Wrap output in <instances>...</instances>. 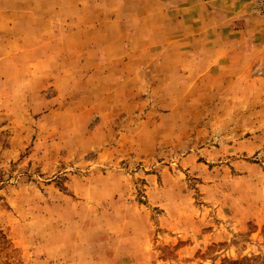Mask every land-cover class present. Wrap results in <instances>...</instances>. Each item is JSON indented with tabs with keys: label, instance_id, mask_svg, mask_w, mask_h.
Returning <instances> with one entry per match:
<instances>
[{
	"label": "rangeland",
	"instance_id": "rangeland-1",
	"mask_svg": "<svg viewBox=\"0 0 264 264\" xmlns=\"http://www.w3.org/2000/svg\"><path fill=\"white\" fill-rule=\"evenodd\" d=\"M92 1L109 57L141 40L137 0ZM75 3L0 0V264H264L263 66L261 97H174L157 49L98 62Z\"/></svg>",
	"mask_w": 264,
	"mask_h": 264
},
{
	"label": "crops",
	"instance_id": "crops-1",
	"mask_svg": "<svg viewBox=\"0 0 264 264\" xmlns=\"http://www.w3.org/2000/svg\"><path fill=\"white\" fill-rule=\"evenodd\" d=\"M88 2L93 1L77 0L71 10L67 9L82 22L77 32L83 40L86 34L92 35L94 47L104 52L97 56L102 65L125 59L124 53L140 45L146 48L144 52L158 50L161 57L149 63L159 66V74L152 80L159 86L173 82L176 90L170 95L174 97L215 96L220 90H253L254 97H261L263 85L251 70L258 65L264 68V19L250 15L253 0H158L153 12L149 0H137L131 11L133 19L127 25L133 33L139 31L141 40L133 37L125 39L126 43L118 37L110 38L116 46L115 55L110 57L112 44L97 42L104 13L98 4L87 7ZM38 23L34 20V26Z\"/></svg>",
	"mask_w": 264,
	"mask_h": 264
},
{
	"label": "built area",
	"instance_id": "built-area-1",
	"mask_svg": "<svg viewBox=\"0 0 264 264\" xmlns=\"http://www.w3.org/2000/svg\"><path fill=\"white\" fill-rule=\"evenodd\" d=\"M251 11L255 16L264 18V0H254Z\"/></svg>",
	"mask_w": 264,
	"mask_h": 264
}]
</instances>
